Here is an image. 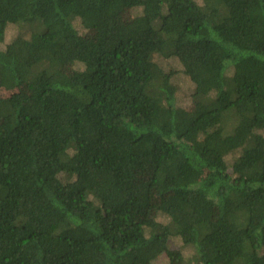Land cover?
<instances>
[{"label": "trees", "instance_id": "1", "mask_svg": "<svg viewBox=\"0 0 264 264\" xmlns=\"http://www.w3.org/2000/svg\"><path fill=\"white\" fill-rule=\"evenodd\" d=\"M163 256L264 264V0H0V264Z\"/></svg>", "mask_w": 264, "mask_h": 264}, {"label": "rangeland", "instance_id": "2", "mask_svg": "<svg viewBox=\"0 0 264 264\" xmlns=\"http://www.w3.org/2000/svg\"><path fill=\"white\" fill-rule=\"evenodd\" d=\"M16 32V28L14 26H10L6 31V39H10L12 35ZM166 63L168 67H170L172 70L179 71L181 69L179 63L175 58H170L166 60ZM173 84L175 85L177 89V104L182 107H187L190 103L189 95L192 91V85L188 81V79L183 76L182 74H177L173 79ZM1 95L6 96L7 93L3 92ZM235 156V155H233ZM232 157H230L231 160ZM160 221L164 222L165 220L162 218H159ZM169 242V249L177 250L181 247V244L178 241V238H170L168 240ZM186 251L183 254V257H185ZM166 262V258L161 257L157 260L156 264H164Z\"/></svg>", "mask_w": 264, "mask_h": 264}]
</instances>
